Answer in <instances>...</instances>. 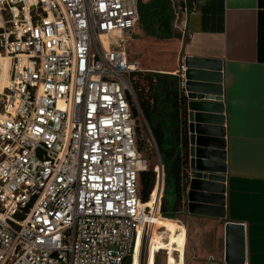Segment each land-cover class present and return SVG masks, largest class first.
Instances as JSON below:
<instances>
[{"label": "built area", "instance_id": "2783aa9c", "mask_svg": "<svg viewBox=\"0 0 264 264\" xmlns=\"http://www.w3.org/2000/svg\"><path fill=\"white\" fill-rule=\"evenodd\" d=\"M140 2L0 0V56L9 59L0 94V264H126L138 247L146 264L165 171L159 161L160 194L143 202L148 163L132 111L140 69L128 58Z\"/></svg>", "mask_w": 264, "mask_h": 264}, {"label": "crops", "instance_id": "0c3cea01", "mask_svg": "<svg viewBox=\"0 0 264 264\" xmlns=\"http://www.w3.org/2000/svg\"><path fill=\"white\" fill-rule=\"evenodd\" d=\"M171 1L172 31L182 39L177 66L154 71L180 77L188 56L222 68L226 219L184 216L183 208L178 213L196 226L198 250L194 264H224L226 222L246 227V264H264V0H184L183 7ZM137 29L139 24L134 35ZM128 58L140 69L139 61L129 54ZM218 226L221 229L215 233L213 229ZM205 233L209 241L206 244ZM181 236L186 242L185 228L178 233L177 242ZM185 250L184 245L183 256L178 253L175 264H186Z\"/></svg>", "mask_w": 264, "mask_h": 264}, {"label": "water", "instance_id": "95a60500", "mask_svg": "<svg viewBox=\"0 0 264 264\" xmlns=\"http://www.w3.org/2000/svg\"><path fill=\"white\" fill-rule=\"evenodd\" d=\"M182 67L185 72H180L179 78L183 215L225 220L226 134L222 68L220 64L190 56L185 58ZM207 69L213 72H206ZM246 242V227L226 222L224 264H246ZM132 262L131 259L130 264Z\"/></svg>", "mask_w": 264, "mask_h": 264}, {"label": "trees", "instance_id": "16d2710c", "mask_svg": "<svg viewBox=\"0 0 264 264\" xmlns=\"http://www.w3.org/2000/svg\"><path fill=\"white\" fill-rule=\"evenodd\" d=\"M139 28L145 36L160 39L179 38L173 33L171 22L174 9L171 0H149L139 5ZM180 78L158 72H137L132 76L133 90L137 104L132 103V111L136 119L138 150L141 152L151 145L158 156V162L164 167L165 188L162 201L163 220H174L183 208L182 200V159L180 150ZM142 156V154H141ZM140 174V192L143 202H148L154 190L156 166H150ZM149 167H151L149 169ZM175 185L176 202L170 208L165 201L168 183ZM154 191V192H153ZM152 200V201H153ZM149 206L153 202L148 203Z\"/></svg>", "mask_w": 264, "mask_h": 264}, {"label": "rangeland", "instance_id": "374dc122", "mask_svg": "<svg viewBox=\"0 0 264 264\" xmlns=\"http://www.w3.org/2000/svg\"><path fill=\"white\" fill-rule=\"evenodd\" d=\"M142 2L147 3L148 0H142ZM178 6L183 7L184 0H174ZM175 28H177L175 26ZM178 33V32H177ZM135 41V42H134ZM182 45V39L180 38H169V39H160L154 36H145L140 29H137L135 35L133 36V43L128 47V54L133 56L138 63H140V70L145 72L146 69L162 70L169 71L174 69L177 66V57L179 50ZM155 72V71H154ZM163 74V73H162ZM3 107L2 96L0 95V110ZM148 146L141 152L142 156L146 158L150 166H156L155 170L158 168V156L153 152L150 143H147ZM151 167H149L150 169ZM165 201L172 208L176 202L175 194V185L172 182L168 183V188L165 191ZM163 219H158L156 225L154 224V229L152 233L147 235L144 240L142 248V260L145 261L146 257H149L148 262L153 259L154 251L161 252L164 249L165 245V234L160 235V231L157 228V224ZM174 221L179 222L183 227L186 226V231L188 234V239L186 242V253H185V262L186 264H194L196 261L195 252L198 250L196 248L197 236L195 232V225L191 223L190 220L184 219L182 216L177 215ZM185 225V226H184ZM221 229L220 226L215 227L213 231L218 232ZM219 233V232H218ZM214 234V233H213ZM204 244L209 242L207 240V233L203 235ZM213 237V236H212ZM211 237V238H212ZM150 255V256H149ZM165 252L160 255V263L165 264ZM130 261H127L126 264H130ZM147 264V262H146Z\"/></svg>", "mask_w": 264, "mask_h": 264}, {"label": "bare ground", "instance_id": "6f19581e", "mask_svg": "<svg viewBox=\"0 0 264 264\" xmlns=\"http://www.w3.org/2000/svg\"><path fill=\"white\" fill-rule=\"evenodd\" d=\"M0 94H2L4 92V90L7 88L8 85V78H9V59L4 57V56H0ZM155 190V189H154ZM157 190V194L156 196H158L160 194V190ZM154 192V191H153ZM155 196V199H156ZM153 198V195H152ZM153 200V199H152ZM162 216H158L154 222H153V226L151 227V231L154 229V224L156 225V221L161 218ZM157 228L160 231V235H164L165 234V245H164V249L163 252H165V264H175V253H179L180 257L183 256L182 253V249L183 246L185 245V249H186V242L184 241V237L181 236V239L178 240L177 242V237H178V233L181 232L183 230V228H185L186 230V226L183 227L182 225H180L179 223L175 222L174 220H161L158 224H157ZM152 233V232H151ZM179 246V250L176 251V246ZM140 246V243L139 245ZM186 253V250H185ZM185 253H184V258H185ZM157 254V251H154L153 254V259H151L149 262V257L147 258V264H155V256ZM150 256V255H149ZM139 247L137 248V251L135 253L134 256V260L132 262V264H139Z\"/></svg>", "mask_w": 264, "mask_h": 264}]
</instances>
